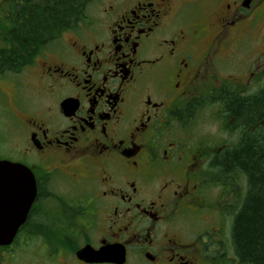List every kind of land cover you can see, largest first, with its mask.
<instances>
[{"label":"flooded vegetation","instance_id":"obj_1","mask_svg":"<svg viewBox=\"0 0 264 264\" xmlns=\"http://www.w3.org/2000/svg\"><path fill=\"white\" fill-rule=\"evenodd\" d=\"M35 64L7 96L0 160L30 173L0 174V264H251L226 163L230 103L264 98V0H93Z\"/></svg>","mask_w":264,"mask_h":264},{"label":"trees","instance_id":"obj_2","mask_svg":"<svg viewBox=\"0 0 264 264\" xmlns=\"http://www.w3.org/2000/svg\"><path fill=\"white\" fill-rule=\"evenodd\" d=\"M92 1L13 0L4 18L7 25L0 28V76L31 65L45 46L82 18ZM229 107L249 130L244 145L226 163L242 168L249 184L234 230L236 252L245 262L264 264V137L250 132L262 118L264 98L235 100Z\"/></svg>","mask_w":264,"mask_h":264},{"label":"rangeland","instance_id":"obj_3","mask_svg":"<svg viewBox=\"0 0 264 264\" xmlns=\"http://www.w3.org/2000/svg\"><path fill=\"white\" fill-rule=\"evenodd\" d=\"M13 0H0V28L1 26L7 25V22L4 20L5 16L7 15V7ZM2 29V28H1ZM257 33L254 32L253 39L255 40ZM1 42V41H0ZM1 45V44H0ZM252 47L254 49L258 48L256 44H252ZM40 58H38L36 61H39ZM37 68V64L32 65L31 67L22 70L17 75H7L3 77L0 80V140L2 144V154H6V147H9L11 143L13 142L12 138V132L10 130L11 125L13 124V120L11 119V115L8 111L11 108V103L9 102V99L7 96L10 95V92L13 93L14 91V83L22 86H26L23 90L26 92V96L31 95L30 87L33 85V81L35 79L33 71H35ZM6 94V95H5ZM31 98V97H29ZM28 98V99H29ZM255 129H251V134H258L260 133L264 137V127L259 123L256 124ZM243 180H245L243 178ZM239 179L236 178L235 183H238Z\"/></svg>","mask_w":264,"mask_h":264},{"label":"water","instance_id":"obj_4","mask_svg":"<svg viewBox=\"0 0 264 264\" xmlns=\"http://www.w3.org/2000/svg\"><path fill=\"white\" fill-rule=\"evenodd\" d=\"M17 172H28V170L17 164H13L7 161H0V174L3 173H17ZM10 176L0 177L2 183L0 187H7V184L12 180ZM25 179L27 177L25 176ZM12 229L8 226L0 225V246H7L11 243L13 233ZM15 230V229H14Z\"/></svg>","mask_w":264,"mask_h":264}]
</instances>
